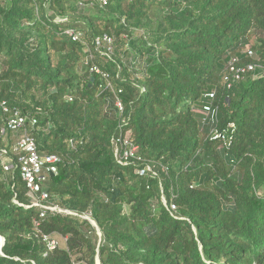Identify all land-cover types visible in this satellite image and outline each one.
Segmentation results:
<instances>
[{"label":"trees","instance_id":"trees-1","mask_svg":"<svg viewBox=\"0 0 264 264\" xmlns=\"http://www.w3.org/2000/svg\"><path fill=\"white\" fill-rule=\"evenodd\" d=\"M89 2L0 0V264H264V0ZM15 110L74 213L32 206Z\"/></svg>","mask_w":264,"mask_h":264},{"label":"built area","instance_id":"built-area-1","mask_svg":"<svg viewBox=\"0 0 264 264\" xmlns=\"http://www.w3.org/2000/svg\"><path fill=\"white\" fill-rule=\"evenodd\" d=\"M109 0H90L88 7H95L98 3L100 7H105L108 4ZM49 5V3H47ZM72 35L74 40H79V33H74L73 31H68ZM104 42L107 46V53H113V39L109 35H104L101 38L96 39V43L100 45ZM249 55H253V50L249 47L247 48ZM238 58H233L229 63V71L231 72L230 76H227V79L233 81L240 80L244 77V74L250 70H253V65H238ZM91 71L102 73L101 69L94 65L91 68ZM104 76H108L107 73H103ZM231 85V81L228 83ZM207 101L203 105V113L210 115L214 114L213 100L215 99V92L211 91L206 94ZM4 105V104H3ZM120 105V104H119ZM121 106V105H120ZM5 110H8L7 107H4ZM30 119L28 116L20 113L19 110H15L7 120V126L9 129L20 133L19 138L17 139L16 147L25 151V154L19 158V168L23 179L26 181L27 187L30 190V193L33 196L32 206L43 207L44 209L58 211V212H69L74 213L73 211L63 210L59 206L44 204V200L48 198L46 191L42 190L40 181H43L45 177L51 173L58 172V165L61 161V158L56 154H49L42 156L38 153V147L35 138L26 131V125ZM32 124L36 123L35 119H31ZM126 146L124 150L120 148L118 143H115V157L120 164L127 165L131 162V158L135 156L137 147L134 146L129 140L125 141ZM3 152L6 153L7 150L3 149ZM13 167L11 163L5 164V169L10 170ZM148 170H151L148 167ZM144 172V170H142ZM175 208V205L172 206ZM44 215V213H42ZM49 241L50 248H54L57 244L54 239L50 240L48 237H45Z\"/></svg>","mask_w":264,"mask_h":264},{"label":"rangeland","instance_id":"rangeland-1","mask_svg":"<svg viewBox=\"0 0 264 264\" xmlns=\"http://www.w3.org/2000/svg\"><path fill=\"white\" fill-rule=\"evenodd\" d=\"M54 239H55L56 244L58 243L59 246H64L65 245L64 244V239L61 236H59V235L55 236Z\"/></svg>","mask_w":264,"mask_h":264},{"label":"water","instance_id":"water-1","mask_svg":"<svg viewBox=\"0 0 264 264\" xmlns=\"http://www.w3.org/2000/svg\"><path fill=\"white\" fill-rule=\"evenodd\" d=\"M94 81V78H92V82ZM94 224H96L95 222H93ZM3 242H4V240H3V238H1V244H3ZM98 264H99V262H98Z\"/></svg>","mask_w":264,"mask_h":264}]
</instances>
